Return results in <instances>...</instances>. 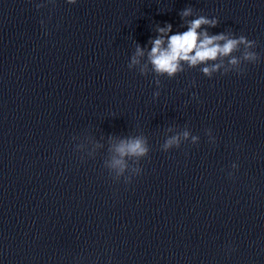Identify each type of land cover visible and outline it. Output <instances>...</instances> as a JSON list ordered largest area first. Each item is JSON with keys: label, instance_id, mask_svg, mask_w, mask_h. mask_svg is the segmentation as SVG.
Masks as SVG:
<instances>
[{"label": "clouds", "instance_id": "1", "mask_svg": "<svg viewBox=\"0 0 264 264\" xmlns=\"http://www.w3.org/2000/svg\"><path fill=\"white\" fill-rule=\"evenodd\" d=\"M67 2L69 4H75L76 0H67ZM192 13L193 9L187 7L181 11L180 16L183 19L191 16ZM186 23V31L176 32L171 35H169V33H172V25L170 23H166L164 27H157L159 35L157 38L149 41L152 47L147 53L148 63L151 64L153 71L158 75L166 74L171 78L178 72L183 71L182 61L187 62L189 67H193L208 61H216L219 57H227L233 51L238 50L240 44H244L246 49L251 48L255 44L254 40H248L245 36L228 38L224 33L210 36L206 30L198 31L202 26L216 27L219 23L216 17L209 18L205 15H200ZM220 41H224V43L221 45L219 43ZM144 55V50L137 44L135 55L132 56L128 68L139 64V58ZM243 59L246 61H255L257 54L246 50L243 54ZM239 63L240 61L235 57L229 61V64L232 66H237ZM221 66V64L216 63L211 67L202 68V72L210 77ZM146 68L147 65L142 67L141 73ZM154 95L158 96L159 92ZM183 135L187 137L188 133L185 132ZM173 145L179 146L178 136H173L168 139L163 145V148L166 151ZM113 151L116 155L113 156L109 167L116 171L117 177H120L124 175L128 168V164L124 158L129 157L138 160L139 158L146 157L148 156L149 148L144 138L135 137L121 140L114 146ZM132 171L137 176L141 175V169L139 168H134ZM125 182L130 183V178L126 177Z\"/></svg>", "mask_w": 264, "mask_h": 264}]
</instances>
